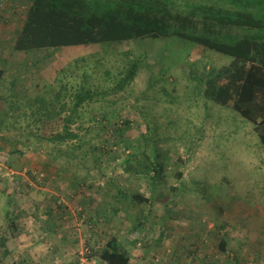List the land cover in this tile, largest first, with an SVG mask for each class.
I'll return each mask as SVG.
<instances>
[{"label":"rangeland","instance_id":"1","mask_svg":"<svg viewBox=\"0 0 264 264\" xmlns=\"http://www.w3.org/2000/svg\"><path fill=\"white\" fill-rule=\"evenodd\" d=\"M8 13L2 12L0 23ZM5 45L1 46L6 49ZM128 59L141 61L132 84L123 93L103 96L104 100L81 109V119L69 126L87 142L76 151V159H54L49 144L38 147L33 137L29 139L27 160L61 174L59 183L50 187L57 194L52 195L49 218L54 230L42 235L39 229L38 235V223L33 218L27 221L26 234L34 238L30 252L14 253L5 264H102L98 252L111 237L129 254L131 264H264V147L252 124L198 91L201 75L227 65L229 56L177 38L32 51L7 58L0 94L8 93L14 78L13 91L19 96L25 93L31 102L60 87L74 91L84 74L88 86L106 90ZM27 112L11 131L20 142L29 129L46 138L62 130L61 120L52 122L58 111L55 115L36 105L14 115ZM67 114L65 110L61 116ZM35 120L41 123L34 124ZM42 122L47 124L43 129ZM68 144L73 146L74 140ZM156 156L167 177L153 187L148 173L140 171L147 164L138 163ZM33 172V185L39 188L44 173ZM8 176L1 181L0 174V189L12 180L14 171ZM118 191L122 195L116 197ZM84 192V198L75 196ZM135 194L147 197L149 203L132 201ZM65 196L82 202L75 206L76 212L72 208L74 219L64 204L71 199ZM8 203L0 194V229L5 221L10 223L7 211L12 216L18 206ZM9 230L8 237L13 229ZM62 231L64 240L59 236Z\"/></svg>","mask_w":264,"mask_h":264},{"label":"trees","instance_id":"2","mask_svg":"<svg viewBox=\"0 0 264 264\" xmlns=\"http://www.w3.org/2000/svg\"><path fill=\"white\" fill-rule=\"evenodd\" d=\"M158 38H177L231 58L227 65L210 68L201 75L198 91L205 99L231 108L252 124L254 133L264 147V0H33L25 13L13 50L31 52ZM127 62L128 65L113 80L115 84L106 90L88 86L84 74L72 92L60 87L27 102L21 100V96L17 97V92L12 89L15 83L12 82L10 88L14 92V99L2 102L0 127L15 131L16 119L28 115V112L17 116L14 113L24 107L40 105L43 110L50 109V113L55 115L58 111L59 117L52 122L61 120V131L46 138L36 136L29 129L25 141L33 137L38 147L49 144L54 159L63 157L69 160L73 156L76 159V151L87 142L75 132L72 133L69 126L81 119V109L104 100L103 96L123 93L132 84L141 68V61L128 59ZM2 75L3 71H0V81ZM63 95L70 102H64ZM65 110H68V114L62 117ZM26 121L30 119L26 117ZM40 121L35 120L34 124H40ZM46 126L42 122L41 129ZM27 128L30 126L27 125ZM72 140L74 145L70 146L68 142ZM38 147L34 149L38 150ZM81 154L84 156L85 151ZM142 162L147 165L140 171L148 173L152 186L163 183L167 176L159 156L147 157L146 161L140 160L138 165H142ZM96 168L100 169L98 166ZM125 171L132 175L126 167ZM178 178L180 183L181 173ZM177 189L178 186L171 188L172 191ZM115 195L118 197L122 193L118 191ZM132 201L149 203V199L140 194L133 195ZM9 225L5 221L4 228L0 229L1 246L8 237L7 232H10ZM220 247L224 249L225 244ZM7 255L8 251L3 250L0 264H5ZM98 257L102 264H131L129 254L114 237L103 244Z\"/></svg>","mask_w":264,"mask_h":264},{"label":"crops","instance_id":"3","mask_svg":"<svg viewBox=\"0 0 264 264\" xmlns=\"http://www.w3.org/2000/svg\"><path fill=\"white\" fill-rule=\"evenodd\" d=\"M5 2L7 5L6 10L9 12V16H3L5 18H3L5 22L0 23V54L3 53V55H0V71H3L2 80L0 81V88L4 86L2 82L7 78L8 71L6 72V67L3 66V64L7 62V58L15 57V54L32 53V51L16 52L13 50V44L20 31L25 13L31 6L33 0H6ZM2 43H6V49L1 46ZM12 82H16L14 78L10 83L12 84ZM11 86L12 85H10V87ZM13 94L14 92H12L11 88H9L7 94H0V107L3 101H11L12 99H14ZM18 96L19 95H17V97ZM21 96V100H27L28 102L29 96H26L25 93ZM25 129L27 128H24V130ZM12 132L9 133L5 126L0 127V174L3 176L1 178V181L5 179V176L9 177L8 175L11 173V171H14L15 173V176L12 177V180L10 179L0 189V194L1 196H4L7 201H9L8 205L10 204L11 206V204L14 203L18 205L16 208H13L14 214L12 216H9V211H7L6 217H8V219L5 217L6 220H10L9 228L13 230H11V236L7 237L3 241V246L0 245L1 250L8 251V255L5 258L4 262H7V259L10 256H13L14 253L15 255H18L22 254V252H30L34 238L28 236L26 234V231L29 233V229H27L28 222L32 220V218L34 219V223H38L37 227H35L36 233L38 235L40 234V230L42 231V235H48L49 232L51 233L54 230L52 222L49 220V218L53 213L52 195L56 197L55 195L57 194H54V192L51 191L50 187H54L57 183H59L60 180L58 176L61 175L60 173H57L56 170H52L51 168L47 170L44 169V171L41 166L36 164L35 160H31L30 163V160H27V153H31V150L28 149L29 142H20V138H18V136H14ZM28 132L26 131L24 132V134H27ZM33 150L35 151V149ZM31 171H41L44 173L43 184L39 188H36V186L33 185L34 180L32 178ZM35 172H33L34 175L37 174ZM10 181L11 183H9ZM75 192L76 190L74 191V193ZM85 195H87V193L84 192L83 194L78 193L75 196L77 198H84L86 197ZM76 197L73 196L71 198L65 196L66 200L71 199L68 203L65 202L64 204L65 207H68L67 211L71 212V217H73L72 219L75 218V213H73L72 208L75 209V206L82 204V202L77 203L74 200ZM88 200L89 199L87 198V201ZM83 202H85V200ZM29 209H33L31 213L29 212ZM74 211L76 212V209ZM55 213H57L56 210ZM9 217L12 220L9 219ZM40 222L42 223L41 225ZM24 224L25 226H23ZM23 227H25V230L22 229ZM31 232H33V230ZM63 233L65 232L62 231V234L59 235L61 239H63ZM7 235H9L8 232ZM39 238L42 239L43 237L41 236ZM59 243L63 244L62 241H60ZM58 248L60 247L58 246ZM23 255L24 253L22 254V256Z\"/></svg>","mask_w":264,"mask_h":264},{"label":"built area","instance_id":"4","mask_svg":"<svg viewBox=\"0 0 264 264\" xmlns=\"http://www.w3.org/2000/svg\"><path fill=\"white\" fill-rule=\"evenodd\" d=\"M6 9L5 3L3 0H0V17L3 15L2 12ZM39 178H42V175L39 176Z\"/></svg>","mask_w":264,"mask_h":264}]
</instances>
